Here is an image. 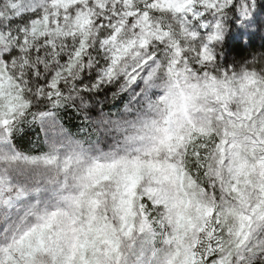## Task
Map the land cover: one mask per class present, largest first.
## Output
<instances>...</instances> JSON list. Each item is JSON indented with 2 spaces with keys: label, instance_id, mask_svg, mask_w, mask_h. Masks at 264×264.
I'll return each instance as SVG.
<instances>
[{
  "label": "clouds",
  "instance_id": "clouds-1",
  "mask_svg": "<svg viewBox=\"0 0 264 264\" xmlns=\"http://www.w3.org/2000/svg\"><path fill=\"white\" fill-rule=\"evenodd\" d=\"M0 264H264V0H0Z\"/></svg>",
  "mask_w": 264,
  "mask_h": 264
},
{
  "label": "rangeland",
  "instance_id": "rangeland-1",
  "mask_svg": "<svg viewBox=\"0 0 264 264\" xmlns=\"http://www.w3.org/2000/svg\"><path fill=\"white\" fill-rule=\"evenodd\" d=\"M52 126H53V128L55 129V126H56V121H55V119H54V118L52 119Z\"/></svg>",
  "mask_w": 264,
  "mask_h": 264
}]
</instances>
